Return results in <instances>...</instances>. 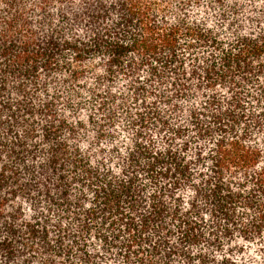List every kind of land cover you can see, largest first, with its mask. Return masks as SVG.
<instances>
[{
  "label": "trees",
  "instance_id": "trees-1",
  "mask_svg": "<svg viewBox=\"0 0 264 264\" xmlns=\"http://www.w3.org/2000/svg\"><path fill=\"white\" fill-rule=\"evenodd\" d=\"M0 264H264V0H0Z\"/></svg>",
  "mask_w": 264,
  "mask_h": 264
}]
</instances>
